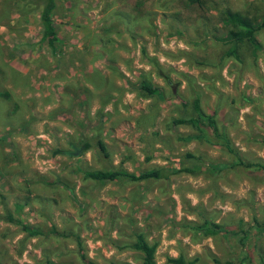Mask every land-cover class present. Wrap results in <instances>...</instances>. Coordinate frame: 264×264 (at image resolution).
<instances>
[{"label": "rangeland", "instance_id": "1", "mask_svg": "<svg viewBox=\"0 0 264 264\" xmlns=\"http://www.w3.org/2000/svg\"><path fill=\"white\" fill-rule=\"evenodd\" d=\"M24 3L0 0V264H83L78 248L141 264L136 232L155 264H260L264 171L171 120L198 99L243 163H264V26L236 60L217 11L260 19L264 0H56L52 49ZM111 168L168 174L83 176Z\"/></svg>", "mask_w": 264, "mask_h": 264}, {"label": "trees", "instance_id": "2", "mask_svg": "<svg viewBox=\"0 0 264 264\" xmlns=\"http://www.w3.org/2000/svg\"><path fill=\"white\" fill-rule=\"evenodd\" d=\"M189 4H196L197 6H203L205 0H186ZM29 8H26V3L22 4L25 9L21 11L25 13H34L38 11V22L40 25V40H45L49 49H52L53 42L57 41L56 33L52 25L51 14L55 8L56 0H27ZM220 23L224 30L222 42L227 44L225 56H230L234 59H238V46L241 43H246L251 53L254 54V50L259 47V43L256 39L258 30L264 26V16L260 19H256L253 16L246 14L243 11L231 10L227 7H223L217 10ZM152 92V91H151ZM192 115L173 118L171 122L174 125L187 124L193 127L195 130V136L203 137L209 143L216 144L224 148L227 153L232 155L234 164L240 166L251 167L253 169H261L264 171V163L260 162H247L243 163V160L239 157L238 151L233 148L230 140L225 131L218 130L216 120L213 114L204 112L199 105L198 99L192 101ZM101 148V147H99ZM228 167L226 163H221L219 167ZM194 165L190 167H179L177 170L193 171ZM167 172L163 168H155L150 170H143L139 174L134 175L122 168H111L106 170H84L83 176L96 181H113L116 179L125 178L131 181H137L139 179H151L166 177ZM11 217V216H10ZM9 217V218H10ZM255 225L260 226L256 220ZM23 231L30 232L27 225L18 222ZM193 228L200 230L202 235H209L215 233L219 228L214 222L204 220L200 223L193 225ZM242 239V238H241ZM156 242H147L145 235L141 232H136L133 242L130 246L137 249L141 253V264H155L154 251L156 248ZM78 257L83 264H95L91 259L86 257L82 252L77 250ZM173 264H191L189 261L180 259H171ZM44 264H51V262L45 261ZM115 264V263H114ZM116 264H130L128 262L116 263ZM222 264H229V262H223ZM260 264H264V255H260Z\"/></svg>", "mask_w": 264, "mask_h": 264}]
</instances>
